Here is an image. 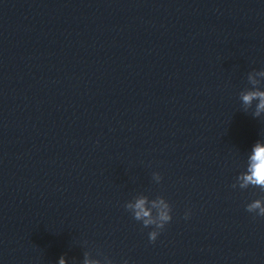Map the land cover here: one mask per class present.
Instances as JSON below:
<instances>
[{
    "label": "clouds",
    "instance_id": "obj_1",
    "mask_svg": "<svg viewBox=\"0 0 264 264\" xmlns=\"http://www.w3.org/2000/svg\"><path fill=\"white\" fill-rule=\"evenodd\" d=\"M264 75V71L259 73ZM249 79L255 85L257 82L250 76ZM243 103L246 105H251L253 100H258L259 103L256 108V115H259L261 111H264V91H250L242 95ZM242 181L240 188H247L249 185L254 187H259L264 191V145L257 143L253 149V153L250 157V164L248 168V173L239 177ZM163 204V201L160 202ZM146 199L141 198L136 201L134 205H127L128 208L134 209V219L143 220L145 227L150 225H155L156 228L163 230L165 225L172 220V216L169 214L168 206L164 205V210L159 212V221L157 223L151 215V211L145 207ZM153 207H156V203L153 202ZM246 211L249 213L255 212L257 216L264 217V201L259 199L254 200L252 203L246 205ZM190 213H185V219L189 217ZM160 232L151 231L149 232V241L155 242ZM59 264H65L63 257L60 258ZM85 264H94V262L85 260ZM127 264V261H124Z\"/></svg>",
    "mask_w": 264,
    "mask_h": 264
}]
</instances>
